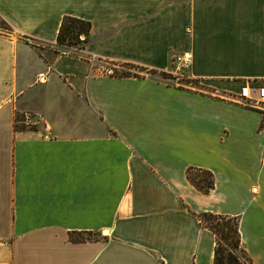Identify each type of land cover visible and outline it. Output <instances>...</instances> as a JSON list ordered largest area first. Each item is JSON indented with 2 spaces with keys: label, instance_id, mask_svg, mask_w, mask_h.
<instances>
[{
  "label": "crops",
  "instance_id": "0c3cea01",
  "mask_svg": "<svg viewBox=\"0 0 264 264\" xmlns=\"http://www.w3.org/2000/svg\"><path fill=\"white\" fill-rule=\"evenodd\" d=\"M65 16L91 23L79 53ZM0 18V264H214L206 212L264 264V108L238 100L264 85V0H0Z\"/></svg>",
  "mask_w": 264,
  "mask_h": 264
},
{
  "label": "trees",
  "instance_id": "16d2710c",
  "mask_svg": "<svg viewBox=\"0 0 264 264\" xmlns=\"http://www.w3.org/2000/svg\"><path fill=\"white\" fill-rule=\"evenodd\" d=\"M91 23L89 21L73 17L65 16L62 20L59 30L57 42L59 45L72 46L75 40L78 43L85 44L89 41ZM84 36V38H82ZM152 73L156 71L152 70ZM122 75H130L129 71L121 72ZM164 77L168 75L164 72L161 73ZM193 83H195L193 81ZM24 117L16 115V128L27 129L24 124L19 125V121H23ZM264 127V122L262 124ZM194 171L204 173L207 178H196L192 175ZM189 180L201 191L208 193L214 187L213 174L208 170L203 169H189L187 171ZM201 224L209 228L216 236L215 257L214 264H253L248 257L247 261L242 260L237 254L236 250L239 249L243 254L246 253L241 247V238L239 231V219L236 216H225L214 214L210 212L198 215ZM74 240L80 238L73 237Z\"/></svg>",
  "mask_w": 264,
  "mask_h": 264
},
{
  "label": "built area",
  "instance_id": "2783aa9c",
  "mask_svg": "<svg viewBox=\"0 0 264 264\" xmlns=\"http://www.w3.org/2000/svg\"><path fill=\"white\" fill-rule=\"evenodd\" d=\"M174 61L182 62L186 66L190 61V57L187 55L176 56L174 58ZM116 69V66H110L108 68H104L102 72L106 74H116ZM238 100L245 105L264 108V85L258 87L255 97L252 96L249 86L246 85L242 87L238 95ZM33 120V116L25 115L24 120L21 122H23L22 124L26 125L28 128H32L35 125V122H33Z\"/></svg>",
  "mask_w": 264,
  "mask_h": 264
},
{
  "label": "rangeland",
  "instance_id": "374dc122",
  "mask_svg": "<svg viewBox=\"0 0 264 264\" xmlns=\"http://www.w3.org/2000/svg\"><path fill=\"white\" fill-rule=\"evenodd\" d=\"M0 29H4V30H6V29H10V27L8 26V24L6 23V22H4L1 18H0ZM74 44L72 45V46H68V47H71V48H75V49H77L78 50V53L83 49V46H84V44L81 42V43H78V42H76L75 40H73L72 41ZM124 71H128V70H124ZM117 73H119V72H116V74ZM24 118H25V116H23ZM22 123L23 122H21V121H19V125H22ZM192 175L194 176V177H196V178H201V177H203V178H207V175H205L204 173H201V172H197V171H194L193 173H192ZM236 252H237V254L239 255V257L242 259V260H244V261H247L248 262V260H247V258H248V256H247V254L246 253H242L239 249H237L236 250Z\"/></svg>",
  "mask_w": 264,
  "mask_h": 264
},
{
  "label": "water",
  "instance_id": "95a60500",
  "mask_svg": "<svg viewBox=\"0 0 264 264\" xmlns=\"http://www.w3.org/2000/svg\"><path fill=\"white\" fill-rule=\"evenodd\" d=\"M82 38H84V36H82Z\"/></svg>",
  "mask_w": 264,
  "mask_h": 264
}]
</instances>
